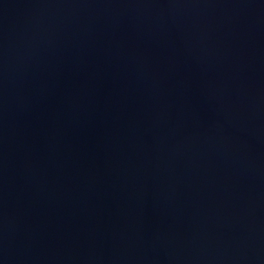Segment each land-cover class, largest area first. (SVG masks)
<instances>
[{"label": "water", "instance_id": "obj_1", "mask_svg": "<svg viewBox=\"0 0 264 264\" xmlns=\"http://www.w3.org/2000/svg\"><path fill=\"white\" fill-rule=\"evenodd\" d=\"M0 264H264V0H0Z\"/></svg>", "mask_w": 264, "mask_h": 264}]
</instances>
